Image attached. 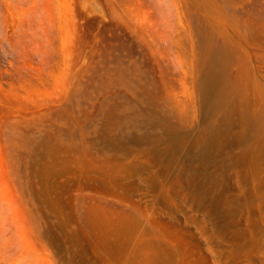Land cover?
I'll list each match as a JSON object with an SVG mask.
<instances>
[{"label": "rangeland", "instance_id": "374dc122", "mask_svg": "<svg viewBox=\"0 0 264 264\" xmlns=\"http://www.w3.org/2000/svg\"><path fill=\"white\" fill-rule=\"evenodd\" d=\"M0 264H264V0H0Z\"/></svg>", "mask_w": 264, "mask_h": 264}]
</instances>
